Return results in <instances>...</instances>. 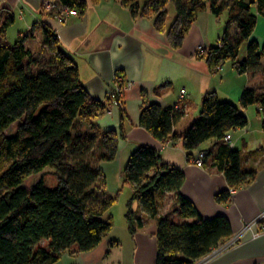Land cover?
Listing matches in <instances>:
<instances>
[{"label": "trees", "instance_id": "trees-1", "mask_svg": "<svg viewBox=\"0 0 264 264\" xmlns=\"http://www.w3.org/2000/svg\"><path fill=\"white\" fill-rule=\"evenodd\" d=\"M59 1L77 14L84 13L87 3ZM118 1L133 18L152 20L155 30L165 31L173 49L181 46L191 24L207 7L216 17L227 9L226 26L217 44L198 57L206 61L210 72L225 62L239 75L260 72L263 85L260 92L243 88L237 105L219 101L214 91L206 92L198 116L181 136L182 148L189 158L201 144L215 140L213 148L206 150L202 165L208 160L230 189L252 182L255 172L243 167L240 153L224 138L247 125L240 109L250 105L258 106L264 134V42L260 46L252 37L257 16L251 13L254 6L264 17V0H233L230 5L216 0ZM168 4L173 5L175 16L166 27ZM12 23L8 16L1 30ZM241 43L246 47L239 60ZM41 49L33 57L20 38L10 46L0 41V264H54L65 252L92 250L113 226L111 218L104 220L103 216L116 196L107 194L98 165L115 160L118 139L124 138L122 127L117 132L97 127L95 120L107 110V103L93 99L82 87L77 66L46 26L42 27ZM119 77L116 73L114 79L119 81ZM115 97L110 92L109 102ZM117 103L121 105L120 100ZM120 112L122 117L123 110ZM183 116L181 106L143 104L138 126L164 143L177 138L173 127ZM44 171L56 177L55 185L46 184ZM122 178L132 191L131 200L156 222L154 264H193L232 235L223 216H201L180 191L182 171L163 163L155 148L139 145L133 150ZM165 193L173 195L171 215L176 220L160 214ZM214 198L226 202L229 192H219ZM134 216L127 209L130 233L135 230Z\"/></svg>", "mask_w": 264, "mask_h": 264}, {"label": "crops", "instance_id": "crops-1", "mask_svg": "<svg viewBox=\"0 0 264 264\" xmlns=\"http://www.w3.org/2000/svg\"><path fill=\"white\" fill-rule=\"evenodd\" d=\"M41 1L0 0V41L10 46L20 38L24 48L36 57L42 46V27L46 26L55 33L60 49L77 66L82 87L93 99L108 105L107 110L96 118L97 127L101 131L116 132L122 127L124 138L118 139L115 160L98 165L105 178L106 192L109 196H116V203L121 190H129L123 202L122 220L115 222L109 212L111 208L103 216L104 220L110 217L113 226L95 248L83 253L65 252L54 264H154L157 254L156 222L141 211L137 201L131 200L132 191L122 181L127 158L139 145L155 148L163 163L180 169L184 176L181 193L194 203L202 217L226 218L231 234L237 232L244 222L264 212V134L257 105L240 109L247 125L228 133L232 148L243 159V167L255 172L252 182L230 189L222 173L208 160L201 167L193 163L192 157L199 150L212 149L215 140L201 144L189 158L182 148L181 136L198 116L206 92L214 91L219 101L237 105L243 88L261 91L260 72L259 83L254 82L255 73L239 75L230 63L225 68L226 62L217 71L210 72L206 61L198 57L201 51L217 44L225 29L227 15L223 20L224 29H218L216 37L210 38L208 28L213 27L220 15H212L207 7L197 15L181 46L173 49L165 31L155 30L152 20L133 18L129 9L117 0H86L84 13L71 17L65 25L44 13ZM8 16L13 18V23L2 31L1 26ZM170 23L166 20V27ZM10 27H14L15 32L12 44L6 40ZM116 73L120 76L119 85L123 87L121 105L109 102L111 82ZM182 90L184 96L179 100ZM143 104L162 107L179 104L182 107L184 116L173 127L177 138L166 140V147L138 126ZM223 191L229 192V198L223 203L216 202L214 196ZM162 208L161 205L160 214L170 216L171 213ZM127 209L135 214L133 233L128 229ZM137 219H140L139 225L136 224ZM263 223L264 219L256 228L260 229ZM206 264H264V232L255 238L247 234L241 242Z\"/></svg>", "mask_w": 264, "mask_h": 264}, {"label": "rangeland", "instance_id": "rangeland-1", "mask_svg": "<svg viewBox=\"0 0 264 264\" xmlns=\"http://www.w3.org/2000/svg\"><path fill=\"white\" fill-rule=\"evenodd\" d=\"M46 1L55 3L57 5H59L61 3H60L59 0H42L41 1V5H40L41 10L44 13H47L51 17H53L57 21V23H59L61 25H65V24H67L69 22L70 19H72V18H66L65 22L60 21L59 20V13L57 12V9L56 8H53V7L52 8H47L44 5V2H46ZM91 1L97 2V0H88V2H91ZM243 1L248 3V2H250L252 0H243ZM216 2L217 3L224 2V4L230 5L233 2V0H216ZM166 9H167V14H168L166 20H167V23H170L171 20L175 16V9H174L173 5H171V4H168ZM251 13L257 15L256 8L254 6H251ZM226 15H227V9H225L223 11V14L219 16V19L217 21L215 20V23L212 21V23H214V24H212L213 27H209L208 28V36L210 38L211 37H213V38L216 37V31H218V29L220 31L222 29H224V27H223L224 26L223 25V20L225 19ZM78 16H79V14H77L73 18H76ZM226 19H227V17H226ZM229 28H230L229 31L231 33L233 31V28L234 27H233V25H231ZM14 33H15L14 32V27H10L9 30H8V33H7V38H6V40H7V42L9 44H12L13 41H14ZM252 37L257 40V42L259 43L260 46L263 44V42H264V17H262L260 15H257L255 28H254V30L252 32ZM245 45H246V43H241L239 60L242 59L244 57V55H245V47H246ZM41 50H40V52H41ZM226 66L228 68L229 62H226L225 68H226ZM215 71H217V70H215ZM259 77H260V75L258 74V72H255L254 82H258L259 83ZM122 93H123V88H120V94H116V97H115L116 99L114 98L111 102H118L119 100L121 101V99H122ZM167 145H168V142H164L162 146L163 147H166ZM43 177H44L45 182H46L47 185H50L51 186V185H55L56 184V177L52 173H50L49 171H44L43 172ZM128 192H129L128 188H123L121 190L120 195H119V201L116 202L111 207V209L109 210V212L114 216L115 222H119V221L122 220V214L125 211L123 202L126 199V197L128 195ZM172 201H173V195L171 193H165V194H163L162 199H161V205L163 207L162 209L163 210L165 209V210H167V212H170L171 213V210H172ZM173 219L176 220L177 217L173 216Z\"/></svg>", "mask_w": 264, "mask_h": 264}, {"label": "built area", "instance_id": "built-area-1", "mask_svg": "<svg viewBox=\"0 0 264 264\" xmlns=\"http://www.w3.org/2000/svg\"><path fill=\"white\" fill-rule=\"evenodd\" d=\"M51 3V4H50ZM59 3V2H58ZM44 5L47 8H56L57 12L59 13V20L65 22L66 18L75 17L77 15V12L74 9H70L67 6H63L62 4H55L49 1L44 2ZM200 50V47L199 49ZM120 87L118 79H113L111 82L110 92L111 94L115 95L120 94ZM184 96L183 90L179 94V100H182ZM175 106H180L179 104H176ZM225 143H228L230 147L232 146L231 139L228 135L224 138ZM206 150H200L196 153V155L192 158L193 163L201 167L202 166V159L206 156ZM264 219V212L259 214L256 218L244 222L241 226V228L232 234L227 240H225L223 243L212 247L208 253H206L204 256H202L200 259L196 260L193 264H206L209 261L213 260L214 258L221 255L223 252L231 248L232 246L238 244L241 242V240L247 235L250 234L251 238H255L260 232H264V223L261 226L260 229H257L259 223L262 222Z\"/></svg>", "mask_w": 264, "mask_h": 264}]
</instances>
